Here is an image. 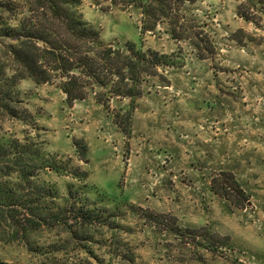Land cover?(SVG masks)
Masks as SVG:
<instances>
[{"label": "clouds", "instance_id": "1", "mask_svg": "<svg viewBox=\"0 0 264 264\" xmlns=\"http://www.w3.org/2000/svg\"><path fill=\"white\" fill-rule=\"evenodd\" d=\"M0 264H264V0H0Z\"/></svg>", "mask_w": 264, "mask_h": 264}]
</instances>
